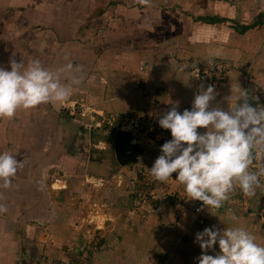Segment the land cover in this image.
<instances>
[{"label": "crops", "instance_id": "crops-1", "mask_svg": "<svg viewBox=\"0 0 264 264\" xmlns=\"http://www.w3.org/2000/svg\"><path fill=\"white\" fill-rule=\"evenodd\" d=\"M212 4L215 1L0 0V67L7 68L10 59L23 60L25 64L39 60L52 71L71 63L73 71L61 73L62 81L71 85L72 89L67 98L78 89L79 92L84 91L102 110L113 107L121 109L123 103L131 110L127 111L129 113H142L143 110L159 112L166 105L169 109L172 106L170 102H178L179 108L180 103L193 98L197 91L196 80L190 76L188 69L170 55L177 46L179 51V44L183 43L179 42L181 38L185 39V44L181 46L185 45L187 55L199 66L214 61L230 62L231 67L228 64L229 67L224 66L221 74L224 82H220L219 87L234 90V96L238 95L240 87L248 88L249 93L264 89V18L261 24L243 33L237 32L229 22L227 26L225 21L206 23L197 18L203 14L219 15L238 24H249L264 10V0L216 3L214 11L210 10ZM199 6H207L209 10L203 14L197 13ZM191 8L195 12L190 11ZM180 11L187 18L186 24L183 21L178 24ZM171 12L176 14L174 19L177 25L171 31L162 29L161 19ZM171 15L170 21L173 18ZM150 25H156L155 29L170 36L158 43L155 39L154 42L152 39L137 42L141 36L150 33L147 29L153 31L154 27ZM201 37L205 39L201 40ZM174 40H178L177 44ZM118 51L125 52L116 58L114 56L119 54ZM238 57L248 58L239 62ZM131 59H134V63ZM139 63H142V68L137 66ZM77 68L78 71L75 70ZM117 69H120L118 75ZM92 72L96 73L92 75ZM73 77L79 80L78 84L71 83ZM134 82L139 84L138 88ZM67 98L61 103H44L29 110H18L11 119H0V152H12L18 160L24 161L12 184L7 188L0 187V205L7 209L0 212V264H35V244L45 240V229L66 222V213L59 204L56 207L51 188L53 182L61 179L55 177L52 171L67 168L66 159L75 164L78 158L71 156L72 151L68 152L70 158L66 156L61 129L64 122L60 105L70 104ZM165 98H170V101L166 102ZM70 134L71 138L78 136L76 144L81 146L83 137L80 129ZM61 146L64 148L61 149ZM73 166L77 171L82 165ZM52 176L55 181L50 183ZM105 205L107 210L112 207L108 202ZM162 206L160 204L159 208ZM181 206L178 203L164 206L171 226L167 240L160 232L164 224L161 225L162 215L157 214L159 209L151 214L154 215L152 222L154 220L159 224L155 233H141L143 226L152 224L151 219L148 222L143 218H124L125 222L122 223L126 228L130 229L132 224L139 228L134 234L124 231L126 235L122 234L121 239L109 238L107 234L106 243L97 245V250L101 249L99 257L107 259L102 264H196L194 258L199 256L200 249L194 237L201 228L188 239L189 253L184 256H180L178 251L184 242L179 236H173V232L182 230L186 222L187 216ZM109 213L105 214L106 219L102 222V226L108 229L118 220L116 217H112L111 221L107 219L111 216ZM225 215L231 222L230 226H243L248 230L251 225L247 215L236 217V214L228 212ZM183 216L186 218L182 219ZM230 216L237 219L233 220ZM199 220L202 225L207 223L204 219ZM100 226L97 224L94 230ZM192 226L190 224L187 232ZM41 227L45 228L42 230Z\"/></svg>", "mask_w": 264, "mask_h": 264}, {"label": "rangeland", "instance_id": "rangeland-1", "mask_svg": "<svg viewBox=\"0 0 264 264\" xmlns=\"http://www.w3.org/2000/svg\"><path fill=\"white\" fill-rule=\"evenodd\" d=\"M215 4L210 7L211 11L216 9V3L222 4L223 2H229L231 4L236 3L239 0H212ZM198 4V3H196ZM219 5V4H218ZM185 6V5H184ZM197 6V5H196ZM186 8V7H185ZM209 10L207 6H199L196 8L197 13H205ZM195 12V9L191 10ZM173 13V12H171ZM168 13L164 16L161 21L162 29L171 31V28H175V13L171 15ZM170 15L173 18L170 21ZM178 24L183 21L186 24V17L179 12ZM182 15V19L180 18ZM169 25L171 27L169 28ZM228 26L229 23L227 22ZM153 31L147 29V36L139 38L137 42H141L145 39H152L154 42H160L164 38L170 36V34L160 32V29H155L156 25H150ZM158 28V27H157ZM158 30V31H157ZM212 37V36H211ZM203 37H201L202 40ZM155 39V40H154ZM205 39V38H203ZM177 41L178 40H174ZM183 42L179 44L175 49H172V55L174 59H179L180 65L185 69H188L189 74L196 80V90L200 85L213 84L218 93L216 100L213 103L219 102V106L226 108L227 105L231 104V100L236 96L233 95L234 90L225 89L219 87L220 82L223 83L222 78L224 72V66L231 67L230 62L225 61L227 64L222 62H207L205 65H198L189 55L188 51L182 44H185V39L179 40ZM127 46V45H126ZM125 47V46H124ZM122 47V48H124ZM128 47V46H127ZM174 47V46H173ZM132 44H130V49ZM132 51V50H131ZM119 52V51H118ZM125 51H122V53ZM178 52V56L176 55ZM119 52L116 58L122 56ZM248 57H238L237 61L241 62L247 60ZM133 62L134 59H131ZM182 61V62H181ZM137 62V61H136ZM134 63V62H133ZM183 63V64H182ZM195 64V65H192ZM139 68H142V63L137 64ZM155 70V69H154ZM96 72H92L94 75ZM117 75L120 73V69L116 71ZM197 74V76H196ZM96 77L94 80H96ZM137 80V79H136ZM238 84V83H237ZM134 85L138 88L139 84L134 82ZM140 88V87H139ZM245 89V88H243ZM227 90V91H226ZM249 94V103L256 105H264V89L252 90L253 93H249V89H245ZM232 94L230 95V93ZM226 93L231 96L226 97ZM188 94V92H186ZM70 104H64L60 108V115L63 119V126L61 127L63 137L65 141L66 156L70 158L68 152L72 151V155L77 158V162L73 164L70 159H66L65 164L67 168L60 167L58 170L52 171L55 177H61L60 181H55L54 177H50V183H52L51 191L54 192L53 199L60 205V209L66 213V222L63 224L51 225L47 227L43 236L45 240H40L38 244H35L34 255L36 256L35 264H102L106 263V260H102L101 249L97 250V245L104 244L107 241V234L109 238L121 239L124 231L129 234L137 232L138 226L136 224L130 225V229L126 228L123 219L126 217H135V219L143 218L151 219V225L143 226L141 233L147 235L149 233H155L158 223L152 222L154 219L156 209L157 214L162 215L163 222H161L160 232L164 240L170 237V223L166 217V204L174 205L176 203L181 204L182 210L186 218L184 222V228L173 232V236L177 235L182 239L184 245H182L178 251L180 256H184L189 253L187 243L192 237L195 231L208 226H216L218 229L223 227H229L231 222H228L225 213L236 214V217L247 215L250 217L248 230L253 233L256 237L257 243L264 245V177L260 178V185L256 189L254 196L249 197L242 194L239 189L229 194V199L226 200L222 207L219 209H203L201 214L193 215L192 210L196 203L199 201L186 200L183 186L180 185L176 180L169 179L164 182L155 181L148 168L151 167L155 158L160 154V146L170 139V133L166 129H162L158 125V117L163 112L167 111V105L163 111L156 112L154 110L149 113L144 110L140 112H127L131 111L126 108L125 104L120 105L121 109L104 107L102 110L99 105L92 99L87 97L84 91L77 89L73 95L67 98ZM166 102L170 101V98H165ZM193 98L185 99L184 103H180L178 111H182L186 108L191 107ZM154 101V100H153ZM70 105V106H69ZM103 108V107H102ZM78 125L77 130L82 134V145L78 146V136L71 138L70 132L74 131ZM124 130L128 135L125 138L126 143L136 145L138 151L136 152L134 159L126 161H118L115 158L114 153V142L115 133L118 130ZM203 131V130H201ZM53 131H51L52 133ZM64 147L61 146V149ZM64 158V157H63ZM67 163H72L68 165ZM81 168L76 171L75 166ZM256 163L253 164V169L256 167ZM77 175V176H75ZM94 177H93V176ZM173 178L175 174L173 173ZM89 176V177H88ZM52 198V197H51ZM110 204L112 207L107 210L105 204ZM160 204H163L159 208ZM225 209V207H227ZM233 206V209L230 210ZM58 210V209H57ZM226 210V211H225ZM61 211V210H60ZM111 212V213H109ZM110 214L111 221L112 217H116V225H110L109 229L102 226L105 214ZM224 214V216H223ZM156 217V216H155ZM233 217V216H230ZM201 218L207 221L202 225ZM195 219V220H194ZM216 220V224H215ZM109 221V222H110ZM203 222V221H202ZM167 223V224H165ZM186 223V224H185ZM94 224V225H93ZM100 224L98 230H94V227ZM174 224V221H173ZM190 224L189 232H187ZM220 224V225H217ZM188 225V226H185ZM225 225V226H223ZM175 226V225H174ZM40 227V226H39ZM45 227H41L43 230ZM158 231V228H157ZM159 232V233H160ZM128 239V237L126 238ZM160 241V239H158ZM41 243V244H40ZM154 244L155 242H151ZM189 262L191 259L188 258ZM193 263V262H191Z\"/></svg>", "mask_w": 264, "mask_h": 264}, {"label": "clouds", "instance_id": "clouds-1", "mask_svg": "<svg viewBox=\"0 0 264 264\" xmlns=\"http://www.w3.org/2000/svg\"><path fill=\"white\" fill-rule=\"evenodd\" d=\"M73 69L71 63L52 71L39 60L25 64L10 59L7 68L0 67V119L66 100L72 89L61 73ZM71 83L79 80L73 77ZM217 95L213 84H202L190 108L178 111V102H170L172 106L157 121L169 131L170 139L148 168L155 181L176 180L186 200L200 201L207 209L221 208L237 189L254 196L264 177V105L250 104L248 91L241 87L226 108L213 103ZM23 164L12 152H0V187L11 185ZM6 210L0 205V212ZM194 242L200 249L196 264H264V245L243 226H208L195 234Z\"/></svg>", "mask_w": 264, "mask_h": 264}, {"label": "water", "instance_id": "water-1", "mask_svg": "<svg viewBox=\"0 0 264 264\" xmlns=\"http://www.w3.org/2000/svg\"><path fill=\"white\" fill-rule=\"evenodd\" d=\"M127 136L126 132L122 129L116 131L115 133V158L121 162L134 159V156L138 151V147L136 145H131L130 143L125 142L124 139L127 138Z\"/></svg>", "mask_w": 264, "mask_h": 264}, {"label": "trees", "instance_id": "trees-1", "mask_svg": "<svg viewBox=\"0 0 264 264\" xmlns=\"http://www.w3.org/2000/svg\"><path fill=\"white\" fill-rule=\"evenodd\" d=\"M197 18L202 20V22H206V23L224 22V21L229 22L230 26L233 27L237 32L243 33L247 29L253 28L254 26L259 25L263 22L264 10L259 12L258 18L249 24H238L237 22H235L234 20H232L230 18L222 17L219 15L209 16V15L203 14V15H198ZM75 128H78V125ZM75 130H77V129H75Z\"/></svg>", "mask_w": 264, "mask_h": 264}, {"label": "built area", "instance_id": "built-area-1", "mask_svg": "<svg viewBox=\"0 0 264 264\" xmlns=\"http://www.w3.org/2000/svg\"><path fill=\"white\" fill-rule=\"evenodd\" d=\"M203 209H206V206L202 205V202H197L195 207L193 208V212L195 215H199Z\"/></svg>", "mask_w": 264, "mask_h": 264}]
</instances>
